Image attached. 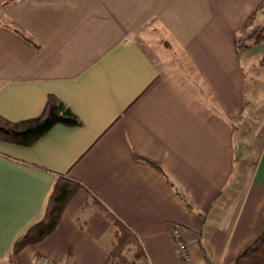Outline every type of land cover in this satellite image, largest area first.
<instances>
[{"label":"crops","instance_id":"0c3cea01","mask_svg":"<svg viewBox=\"0 0 264 264\" xmlns=\"http://www.w3.org/2000/svg\"><path fill=\"white\" fill-rule=\"evenodd\" d=\"M261 2L0 0V113L38 116L54 94L81 120L30 146L0 140V260L62 174L82 188L16 264H123L95 199L138 236L134 264H181L174 224L197 264L233 262L264 227V41L234 39ZM146 36L186 55L203 91Z\"/></svg>","mask_w":264,"mask_h":264},{"label":"trees","instance_id":"16d2710c","mask_svg":"<svg viewBox=\"0 0 264 264\" xmlns=\"http://www.w3.org/2000/svg\"><path fill=\"white\" fill-rule=\"evenodd\" d=\"M262 8L264 0L242 28L234 32L237 45L258 44L264 41V19L253 34L247 33V28L256 21ZM259 62L264 64V54ZM58 123L79 125L81 120L64 101L54 94H49L46 106L38 116L15 121L0 113V140L30 146ZM82 186L80 181L71 177L62 174L57 177L47 197L42 217L15 239L7 254L10 264H16L18 255L25 246L43 240L58 227L65 208ZM94 204L115 226L116 239L109 250V258L118 259L123 264H134L136 259L144 255L138 236L106 204L97 199L94 200ZM228 264H264V227L260 235Z\"/></svg>","mask_w":264,"mask_h":264},{"label":"rangeland","instance_id":"374dc122","mask_svg":"<svg viewBox=\"0 0 264 264\" xmlns=\"http://www.w3.org/2000/svg\"><path fill=\"white\" fill-rule=\"evenodd\" d=\"M259 12V18L256 19L248 28L247 33L252 34L254 33L260 24L263 22L264 19V8H262ZM145 40L148 41V44L150 45V48L146 46L147 50L149 51V54L151 57L159 62L160 66L167 67L168 69L172 70L173 72L183 76L187 80H189L192 84L191 86L199 91H203V88L201 85H199L197 82H199L197 79V75L195 72L191 70L192 63L188 59V57L184 54H178V57L174 56L171 51H167L164 48L156 47V41H152L147 36L145 37ZM196 75V76H195ZM196 78V79H195ZM0 264H10V262L7 259H1Z\"/></svg>","mask_w":264,"mask_h":264},{"label":"built area","instance_id":"2783aa9c","mask_svg":"<svg viewBox=\"0 0 264 264\" xmlns=\"http://www.w3.org/2000/svg\"><path fill=\"white\" fill-rule=\"evenodd\" d=\"M169 232L174 241L181 264H197L192 255L185 227L180 224H174Z\"/></svg>","mask_w":264,"mask_h":264}]
</instances>
